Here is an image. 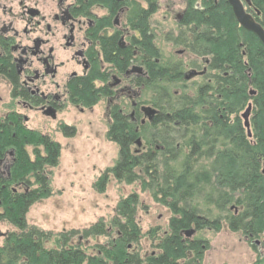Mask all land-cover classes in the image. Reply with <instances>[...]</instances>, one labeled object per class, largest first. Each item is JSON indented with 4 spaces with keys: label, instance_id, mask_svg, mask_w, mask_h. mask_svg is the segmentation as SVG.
Segmentation results:
<instances>
[{
    "label": "trees",
    "instance_id": "1",
    "mask_svg": "<svg viewBox=\"0 0 264 264\" xmlns=\"http://www.w3.org/2000/svg\"><path fill=\"white\" fill-rule=\"evenodd\" d=\"M97 1L113 10L117 4L115 0ZM127 1V25L134 34L124 48L118 46V36L104 38L102 56L119 74L133 64L144 67V75L130 80L140 89V100L158 113L142 124L140 111L133 120L120 104L110 108L106 136L117 145L118 159L98 178L96 190L104 192L111 179L137 184L171 212L169 232L159 245L161 253L147 264H176L193 251L200 255L201 243L181 235L193 227L218 231L226 223L230 231L249 239L264 236V46L237 23L226 0H182V19L175 32L165 35V41L194 59L166 60L150 23L160 8L159 0ZM250 3L254 14L250 8L248 12L264 27V0ZM188 66L206 68L202 80L191 88L184 80ZM99 81L107 77L95 62L87 76L68 85L71 103L90 108L111 97L108 87L95 86ZM251 90L256 94L251 95ZM249 103L253 105L251 139L241 118ZM61 132L66 137L75 135L72 127H62ZM138 140L144 141L142 148H137ZM2 144L16 149V162L10 177L0 181V221L17 230L6 234L0 264L143 263L127 251V246L141 239L137 193L119 201L110 222L100 219L85 230L52 238L29 225L26 214L34 203L51 195L47 169L58 165L61 145L39 132L0 134ZM25 145L41 147L43 154L36 151L33 161ZM18 187L25 190L18 192ZM201 198L212 208H201L196 203ZM77 235L79 239L112 237L107 244L93 246L96 255L92 257L84 245L74 241Z\"/></svg>",
    "mask_w": 264,
    "mask_h": 264
},
{
    "label": "rangeland",
    "instance_id": "2",
    "mask_svg": "<svg viewBox=\"0 0 264 264\" xmlns=\"http://www.w3.org/2000/svg\"><path fill=\"white\" fill-rule=\"evenodd\" d=\"M159 3L160 8L151 18L150 23L163 59H178L179 57L185 62L193 60V57L185 53L179 54L182 51L181 47H175L172 43L165 41L167 33L175 32L177 23L182 18L185 4L182 0H159ZM128 4L129 2L124 0L127 11L125 10L120 15L117 28L120 36L124 35L126 44L129 43L130 36L134 34L127 25ZM245 6L247 9H251V4L245 3ZM251 10L254 14L253 9ZM101 14L103 16L110 15L105 9H102ZM255 14L260 16L258 12ZM115 15L111 17V20L115 19ZM115 30L113 29L111 32ZM198 63L199 65L203 64L202 60H199ZM203 67L201 66V69ZM192 69L197 68L188 66L185 73ZM200 80H202V76L188 81L189 87L191 88L192 83ZM127 82L128 80H125V83ZM95 86L100 87L102 84L97 82ZM176 90L178 88H175ZM139 97H141V93ZM137 100L141 105H147L146 101H142L140 98ZM117 103L123 106L126 114L130 116L131 101L128 99V95L125 94L123 98L117 100ZM107 105V99L104 98L90 108L78 105L69 106L58 116L56 121L34 117L33 121L29 123L31 127L49 135L52 140L61 145V156L57 166L47 169L50 177L51 195L37 201L29 208L26 221L29 225L50 233L52 238L58 233H68L72 230L82 231L100 219L110 222L115 216V208L119 201L131 193H137L140 198V206L136 215V223L141 230V239L138 243L127 246V251L142 260V264H146V260L161 253L159 245L161 239L169 232L172 214L166 207L157 203L149 192H142L137 184L128 185L111 179L104 192L96 190L95 183L98 178L118 159L117 145L109 141L106 136L110 125ZM140 116L139 118L142 120V113ZM60 122L72 127L75 135L73 137L64 136L59 130ZM143 142L137 148H142ZM25 149L33 161L36 160V151L43 154L42 148L35 145H25ZM17 190L23 192L25 188L18 187ZM197 202L201 208L206 210L212 208L204 203L203 198L196 200ZM16 230L9 222L0 221V247L4 244L6 234ZM111 237L112 235L79 239L77 235L74 237V241L84 245L87 255L93 257L96 255V251L92 250L93 246L107 244L111 241ZM183 239L192 241L199 239L202 242L200 255L196 256V251L193 254L189 252L187 259L181 260L180 264H264V236L255 240L249 239L240 232L230 231L226 223H223L218 231L204 229L189 238L185 234Z\"/></svg>",
    "mask_w": 264,
    "mask_h": 264
},
{
    "label": "flooded vegetation",
    "instance_id": "3",
    "mask_svg": "<svg viewBox=\"0 0 264 264\" xmlns=\"http://www.w3.org/2000/svg\"><path fill=\"white\" fill-rule=\"evenodd\" d=\"M115 1L114 11L97 0H0V134L42 133L29 123L34 117L56 121L69 106H75L70 101L68 85L87 76L95 62L107 77L100 87L106 86L112 92L111 97L105 98L107 111L127 94L130 117L135 120L136 111H141L143 105L137 100L140 89L130 78L144 75V67L133 64L119 74L102 56L104 38L118 36V46L122 48L129 44L117 30L119 17L127 9L124 0ZM102 9L110 15L103 16ZM113 29L116 30L111 32ZM135 65L142 71L131 70ZM62 127L68 126L60 122V132ZM15 162L16 149L0 145V181L4 183L10 177ZM193 230L194 234L201 231L194 227ZM186 231L181 235L185 237ZM181 260L184 259L176 264Z\"/></svg>",
    "mask_w": 264,
    "mask_h": 264
},
{
    "label": "water",
    "instance_id": "4",
    "mask_svg": "<svg viewBox=\"0 0 264 264\" xmlns=\"http://www.w3.org/2000/svg\"><path fill=\"white\" fill-rule=\"evenodd\" d=\"M228 4L231 6L233 14L237 23L246 31L253 33L259 41L264 46V27L255 19V17L247 12L245 3L250 4V0H226ZM133 71L141 72V67H134ZM205 73L204 71H199L196 69H192L185 73L184 79L186 81H190L198 76H202ZM251 95L255 94L254 91L250 92ZM252 110V104H249L245 112L242 114V118L244 119V127L247 129L248 136H252L251 127H250V114ZM142 111L148 117L149 121H152L158 111L150 106H143ZM138 145L140 142L138 141ZM262 173L264 174V165L262 169ZM194 230L190 229L185 232L186 237H191L194 234Z\"/></svg>",
    "mask_w": 264,
    "mask_h": 264
}]
</instances>
